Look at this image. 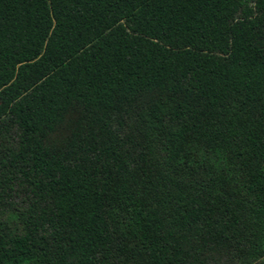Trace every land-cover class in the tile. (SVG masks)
<instances>
[{"label": "trees", "instance_id": "obj_1", "mask_svg": "<svg viewBox=\"0 0 264 264\" xmlns=\"http://www.w3.org/2000/svg\"><path fill=\"white\" fill-rule=\"evenodd\" d=\"M0 264H264V0H0Z\"/></svg>", "mask_w": 264, "mask_h": 264}]
</instances>
